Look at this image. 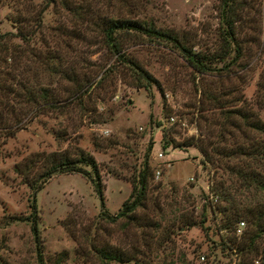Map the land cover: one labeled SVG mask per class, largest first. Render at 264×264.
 Masks as SVG:
<instances>
[{"label": "rangeland", "instance_id": "1", "mask_svg": "<svg viewBox=\"0 0 264 264\" xmlns=\"http://www.w3.org/2000/svg\"><path fill=\"white\" fill-rule=\"evenodd\" d=\"M236 2L242 8L234 53L222 37L218 0H0V33L26 37L0 51V264H39L37 251L44 264H102L101 248L123 255L107 264H261V241L258 254L236 251L247 223L238 221L231 235L219 227L212 204L219 181L252 200H264V191L226 168L240 161L214 154L201 164L195 146L241 140L229 126L235 137L219 136L228 108L264 120V0ZM107 16L150 24L210 66L226 65L198 72L169 41L117 34L118 53L150 76L145 81L106 45L100 22ZM225 50L226 57L215 59ZM15 117L19 127L7 134L1 126H13ZM166 137L171 142L162 146ZM77 148L96 162L102 204L80 173H52L33 191L24 180L35 179L41 165L25 174L24 167L14 169L34 154L72 156ZM143 159L140 203L114 217L133 198ZM32 202L37 238L28 219Z\"/></svg>", "mask_w": 264, "mask_h": 264}, {"label": "trees", "instance_id": "2", "mask_svg": "<svg viewBox=\"0 0 264 264\" xmlns=\"http://www.w3.org/2000/svg\"><path fill=\"white\" fill-rule=\"evenodd\" d=\"M219 3V19L222 24V37L228 48L232 47L234 53L238 52L237 40L235 36V23L241 17L240 12L242 8V3H237L236 0H218ZM101 32L106 45L110 48L112 53H116V56H121V63L131 67L136 70L139 77L145 81L150 79V76L146 74L137 64L129 59L123 58L119 52V44L117 37L119 33L122 32H139L147 36L157 37L158 39L169 41L173 44L175 48L182 53L187 61L196 69L198 72L213 70H220L225 67L226 64L215 67L210 66L209 61H205V57L198 52H193L190 48L181 45L176 38L164 33L160 30L154 29L150 24H144L134 18L126 17H104L101 22ZM14 37L20 39H25L26 37L19 31L15 32L4 31L0 33V51L5 47L4 44L12 41ZM228 51L225 50L222 54L215 57V59H223L227 56ZM237 55V54H236ZM141 85V84H140ZM43 97L46 94L44 89ZM32 99V98H31ZM43 104H52L43 101ZM223 112V111H222ZM222 115V123L218 131L219 136L223 140V131L229 133L230 136L235 137L230 130L225 126H229L238 132L242 138L241 140H233L228 143V146L213 145L210 141L203 143L201 140L199 143H195L196 148L201 154V164L202 162L213 161L214 154L216 155H226L230 158H235L240 163H236L234 167L226 166L232 170L236 179H240L243 185L252 186L260 191H264V120L258 118L254 113L248 110H242L238 107L228 108L224 110ZM233 116L237 117V121L232 120ZM13 126L6 125L1 126L7 134H12L15 129H17L19 120L15 117L13 118ZM2 122V117L0 115V123ZM251 132L253 134L251 135ZM251 136H248V135ZM245 140V141H244ZM171 142L170 138H163L162 146H167ZM184 145H189V142ZM173 146H175L173 144ZM149 146H147L148 148ZM40 161V162H39ZM41 165V173L37 175L38 182L35 183L36 178L33 180H24L32 190H36L40 187V183L47 179L52 173L55 172H77L85 176L89 182L92 184L96 194L98 195L100 202L102 204V186L99 177L98 168L95 160L89 154L84 152L82 149L77 148L74 155L68 156L67 154L61 152L51 151L48 153H38L29 156L20 164H14V169L18 173H21V168L24 167V174L32 166ZM19 166V167H18ZM147 165L145 159L140 163L137 169L136 177L132 185V191L135 192L132 199L126 198L121 203V209L118 210L114 217L119 215H125L130 213V211L140 203V199L143 196V192L146 185V171ZM23 179V178H22ZM29 182V183H28ZM215 191L218 194V199L214 202L213 209L217 211L219 219V227L228 230L232 235L235 224L243 220L247 223L248 230L245 231L243 240L239 244H235L236 251H246L257 253V241H261L264 244V200L255 199L251 197H240L236 196L234 193H230L222 185V182H216L214 184ZM131 193V192H130ZM130 195V194H129ZM215 201V200H214ZM31 211L28 214V219L32 222L30 228L33 232V236H36V227L34 223L35 214L33 202L30 204ZM103 212V211H102ZM101 212V213H102ZM108 215V214H106ZM112 218V217H110ZM263 252V251H262ZM97 256L102 261V264H107L108 261H120L122 260V253L113 251L110 249H97ZM37 261L39 264H44L41 260V254L39 251L36 252ZM248 261L252 260V257L247 258ZM260 263L264 264V260ZM242 264H248L247 261Z\"/></svg>", "mask_w": 264, "mask_h": 264}, {"label": "built area", "instance_id": "3", "mask_svg": "<svg viewBox=\"0 0 264 264\" xmlns=\"http://www.w3.org/2000/svg\"><path fill=\"white\" fill-rule=\"evenodd\" d=\"M167 119H168V121H169L170 123H172L173 121H175V118H174L173 116H168ZM157 155H158V156H161V153L158 152ZM155 173L158 174V170H156ZM212 200H215V198L212 197ZM239 223L241 224L242 222L240 221V222H238V224H239ZM235 229H236V232H238V231H239V226L236 227ZM200 257H202V256H200Z\"/></svg>", "mask_w": 264, "mask_h": 264}, {"label": "water", "instance_id": "4", "mask_svg": "<svg viewBox=\"0 0 264 264\" xmlns=\"http://www.w3.org/2000/svg\"><path fill=\"white\" fill-rule=\"evenodd\" d=\"M261 259H262V260L264 259V250H263V252H262V254H261Z\"/></svg>", "mask_w": 264, "mask_h": 264}]
</instances>
